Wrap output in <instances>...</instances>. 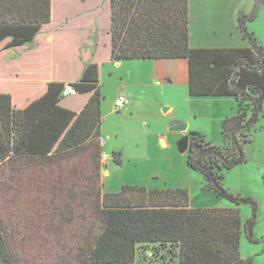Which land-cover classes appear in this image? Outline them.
I'll list each match as a JSON object with an SVG mask.
<instances>
[{
    "label": "trees",
    "instance_id": "obj_1",
    "mask_svg": "<svg viewBox=\"0 0 264 264\" xmlns=\"http://www.w3.org/2000/svg\"><path fill=\"white\" fill-rule=\"evenodd\" d=\"M53 2L0 0V56L12 49L25 52L24 59H15H22L20 65L10 63L8 74L0 73V79L22 84L24 78L32 82L40 76L24 69L34 50L29 46L52 21ZM109 4L110 42L96 44L108 49L106 57L84 50L78 54L85 61L75 82L40 77L37 83L42 91L22 105L15 103L12 94L0 92V182L25 183L35 176L34 169L54 172L57 183L51 188L56 199L51 201L47 225H54L63 251L56 264H135L141 249L170 264H255L252 258H243L241 239L245 233L253 240L257 202L234 195L223 180L229 170L247 162L245 147L264 115V45L247 28L264 0H256L251 14H239L248 48H192L189 0H109ZM161 59L189 62L191 97L239 101L238 114L221 124L224 143L213 144L203 134L192 132L187 152L188 166L202 175L204 191L214 192L235 207L192 208L185 189L126 185L119 192L103 193L101 63ZM67 84L89 96L79 111L63 105ZM121 155L113 153L118 165ZM242 204L253 208L246 224L238 208ZM25 216L12 226L0 211V264H22L14 233L25 230L22 224L27 227ZM62 257L65 262L60 261Z\"/></svg>",
    "mask_w": 264,
    "mask_h": 264
},
{
    "label": "rangeland",
    "instance_id": "obj_2",
    "mask_svg": "<svg viewBox=\"0 0 264 264\" xmlns=\"http://www.w3.org/2000/svg\"><path fill=\"white\" fill-rule=\"evenodd\" d=\"M223 1L225 0H220ZM238 2L241 3L240 13L251 14L256 6V0ZM193 4L197 9L200 7L199 0H195ZM260 10L256 20L247 23V28L249 31L250 28L255 29L257 38H261L260 41L264 44V5ZM110 16L109 0H54L52 21L44 26L34 46H29L34 50L29 59L31 63L24 69L25 72H34L40 76L34 77L32 82L24 78L22 84L9 83L8 78L3 77L0 79V87L5 90L0 92L12 94L15 103L22 105L26 99L35 96L34 93L42 91V86L37 83L40 77H46L41 80L66 82L71 79L75 82L85 59L78 54H82L84 50L91 55L98 52L102 59L109 52L108 49L97 48L96 44L99 40L102 45L110 42ZM196 17L199 18V14ZM82 44L85 46L80 52ZM24 53L12 49L4 58L0 56V73L8 74L10 63L14 66L20 65L18 62L24 59ZM20 57V61L15 60ZM138 83L147 85L151 83L150 77L145 76L141 70L136 71L131 67L128 69L127 65L122 68L101 66L100 86L104 97L101 135L102 141L107 143L102 160L103 193L119 192L126 185L142 186L149 190L185 189L189 193L193 208L235 207L225 199H217L214 192L204 191L202 175L188 166V154H182L178 150V142L183 134L171 132L170 126L175 121L188 124L176 118L177 115L187 118L190 114L183 90L175 88L173 91L150 84L139 87L136 85ZM127 85L129 89L126 92ZM67 87L73 88L68 84ZM75 92L65 94L63 105L79 111L89 96L78 94L76 90ZM122 93H127V96L136 94V97L130 95V100L136 105L133 114L125 113V109L121 112L114 111V103ZM158 101L173 103L176 106V116L171 112L166 113L164 109L169 106H163ZM193 122L204 130L207 141L217 145L224 143L221 127L215 128L204 118H195ZM187 134L190 135L191 142L192 136ZM114 151L122 153L121 165L114 162ZM245 153L247 162L229 170L225 174L223 185L234 195L251 197L257 202L253 240L243 233L241 254L243 258H252L255 264H264V115L252 130V142L246 145ZM32 172L35 176L25 180V183L0 182V211L12 226H18L21 216L27 214V227L22 224L25 230L16 233L13 231L15 250L22 259V264H56V257H60L63 251L58 247L59 234L56 233L54 225L50 228L47 224L50 223L48 214L53 210L51 201L56 199L52 185L57 183V177L53 176L54 172L43 173L40 169ZM32 172L29 171L30 174ZM238 208L242 222L246 224L253 217V208L250 204H242ZM60 261L65 262V258L62 257ZM135 264L170 263L153 255L150 250L141 249Z\"/></svg>",
    "mask_w": 264,
    "mask_h": 264
},
{
    "label": "crops",
    "instance_id": "obj_3",
    "mask_svg": "<svg viewBox=\"0 0 264 264\" xmlns=\"http://www.w3.org/2000/svg\"><path fill=\"white\" fill-rule=\"evenodd\" d=\"M194 1L195 0H189V29L190 45L192 48L250 47L249 41L244 38V35L239 28L238 20L241 9V3L238 2V0H225L223 2H220V0H199V10L194 7ZM261 11L262 9L260 10V14ZM197 14H199V18L196 17ZM250 32L254 34V36L261 45H264L262 41H260L261 38H257L255 29L250 28ZM123 65H127L128 69L131 67L136 71H143L145 76L150 77V86L173 89V91L175 88L183 90V93H185V96L187 97V102L190 107V114L187 118H181L178 117V115H175L176 106L173 105V103L168 101L158 102H160L163 106H169L168 108L164 109L166 113L171 112L174 116H176L177 119L186 121L188 123L187 133L191 134L192 132H199L204 135V130L201 127L195 125V123L193 122L195 118H204L210 121L212 126L214 125L215 128H217L218 126L221 127L222 122L226 118L235 116L239 112V101L235 98L191 97L189 94V62L185 59L132 60L123 61L121 63L110 61L101 63L102 67L110 66L112 68H122ZM129 85H127V88L125 89L126 92L129 89ZM136 85H138L139 87L147 86L146 83H138ZM121 95L126 96L129 100L131 99L130 95H134V97H136V94L134 93L130 94L129 96H127V93H122ZM119 97H117V99ZM88 99L89 97L83 103L81 109L87 103ZM133 104L134 102L130 100V104L124 108L125 113L133 114L132 112H134L135 109L134 106H136L135 104ZM102 144L104 154V148L106 147L107 143L105 141H102ZM105 158L108 159V157L106 156ZM216 197L217 199L220 198L217 195ZM190 205L192 207V202H190Z\"/></svg>",
    "mask_w": 264,
    "mask_h": 264
},
{
    "label": "water",
    "instance_id": "obj_4",
    "mask_svg": "<svg viewBox=\"0 0 264 264\" xmlns=\"http://www.w3.org/2000/svg\"><path fill=\"white\" fill-rule=\"evenodd\" d=\"M123 62V60L120 61V63ZM69 92H75V90L71 87H67V90L65 94L67 95ZM76 93V92H75ZM188 130V125L184 122L175 121L170 126L171 132H177L182 133L183 138L178 142V150L180 153L185 154L188 152L190 147V135L186 134Z\"/></svg>",
    "mask_w": 264,
    "mask_h": 264
},
{
    "label": "built area",
    "instance_id": "obj_5",
    "mask_svg": "<svg viewBox=\"0 0 264 264\" xmlns=\"http://www.w3.org/2000/svg\"><path fill=\"white\" fill-rule=\"evenodd\" d=\"M129 104L130 100L126 96H120L115 102V110L121 112Z\"/></svg>",
    "mask_w": 264,
    "mask_h": 264
}]
</instances>
